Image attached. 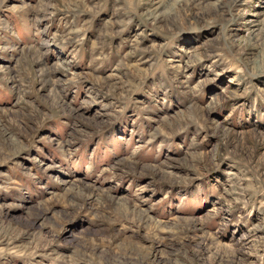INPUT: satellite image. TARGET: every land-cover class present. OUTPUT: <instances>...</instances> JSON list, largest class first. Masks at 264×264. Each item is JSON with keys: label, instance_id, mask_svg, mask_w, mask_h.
I'll return each mask as SVG.
<instances>
[{"label": "rangeland", "instance_id": "rangeland-1", "mask_svg": "<svg viewBox=\"0 0 264 264\" xmlns=\"http://www.w3.org/2000/svg\"><path fill=\"white\" fill-rule=\"evenodd\" d=\"M0 264H264V0H0Z\"/></svg>", "mask_w": 264, "mask_h": 264}, {"label": "bare ground", "instance_id": "bare-ground-1", "mask_svg": "<svg viewBox=\"0 0 264 264\" xmlns=\"http://www.w3.org/2000/svg\"><path fill=\"white\" fill-rule=\"evenodd\" d=\"M76 188H79V189H80V188H81V186H79V185H78V186H76Z\"/></svg>", "mask_w": 264, "mask_h": 264}]
</instances>
